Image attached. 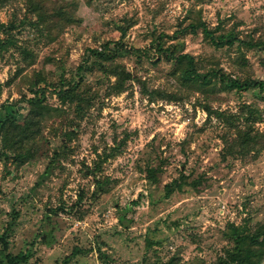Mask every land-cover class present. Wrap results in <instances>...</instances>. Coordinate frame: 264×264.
Masks as SVG:
<instances>
[{"label":"rangeland","instance_id":"obj_1","mask_svg":"<svg viewBox=\"0 0 264 264\" xmlns=\"http://www.w3.org/2000/svg\"><path fill=\"white\" fill-rule=\"evenodd\" d=\"M200 20L264 41V0L0 1V105L16 104L0 128V252L26 253L24 264L73 252L68 264H218L232 233L264 226V91L187 77L193 56L198 74L264 80V46L215 47L189 31ZM110 40L121 51L107 65L130 77L90 51ZM73 83L63 102L57 90ZM35 86L44 108L22 142Z\"/></svg>","mask_w":264,"mask_h":264},{"label":"trees","instance_id":"obj_2","mask_svg":"<svg viewBox=\"0 0 264 264\" xmlns=\"http://www.w3.org/2000/svg\"><path fill=\"white\" fill-rule=\"evenodd\" d=\"M3 1V0H0ZM5 25L0 24V29H4ZM188 29L192 33H196L198 30H201V32L204 34V37L215 47H225L234 45L237 43L246 44L249 47H260L264 46V41L259 42H253L250 40H244L241 39L236 33L233 31L225 32V33H219L217 34V29H219V26L216 27V29L211 28L205 21H198V22H192L189 24ZM186 30V29H185ZM122 35H125V32L122 33ZM164 34L159 35V38L161 39ZM157 49L159 52L164 53L167 57H174V52L170 50L169 48H165L161 42H158ZM90 51L101 60L105 61L106 63L103 64V62L99 61L100 66L105 71H113L117 75L125 74L130 77V74L127 72H120V70L117 68V66L113 68H109L107 63L110 64L115 57L120 53L121 51V45L120 41H107L104 44V49L97 50V49H90ZM190 60L189 63L192 66V68L187 71V77L189 78H195L197 80V83L201 85H206L212 82L211 75L217 76L220 82L223 84L229 86L232 89H235L237 91H246L250 88H259L260 90L264 91V80H239L237 78H233L229 75H226L223 72H216V73H206L204 75L198 74V72L195 71L194 67V57L189 56ZM85 69V65H80L78 67V74ZM195 76V77H193ZM79 83V82H78ZM78 83L69 84L67 88L63 86L60 87V89L57 90L59 98L65 102L67 100H73L75 99V92L78 87ZM38 85V84H37ZM67 85V84H66ZM56 89V88H55ZM33 96L28 98V101L31 103L32 106V117H30L29 121L26 123V131L22 134L21 141H29L34 138L35 132H32V128L29 126L31 124V121H33V115L41 113L42 109L44 108V101L46 99V91L43 86H35L32 88ZM16 104L15 103H9L5 102L0 105V128H5L7 125L13 123L16 120L15 115L13 114L14 108ZM3 112V113H2ZM16 112V111H15ZM243 142H247L252 139L251 135L246 133L245 136H243ZM23 155H20V158H22ZM149 177L152 179H155V171L153 169L149 170ZM98 183H101L100 180H98ZM177 187H181V182L179 179H174L172 182L166 184V192L167 195L171 194ZM47 235H44L41 237L44 242H49V238L47 239ZM231 238L234 242L233 247L227 254L226 259L220 260L218 264H261V262L264 260V226L261 228H258L254 232L251 233H242L239 230L231 234ZM75 252L72 253V255ZM0 264H24L28 261V254L26 253H20L18 255H10L5 254L4 251L0 252ZM71 256H67L64 260V264H68V262L72 258Z\"/></svg>","mask_w":264,"mask_h":264}]
</instances>
